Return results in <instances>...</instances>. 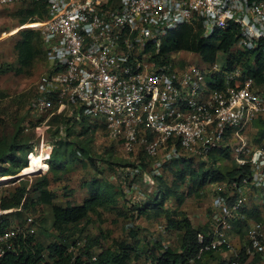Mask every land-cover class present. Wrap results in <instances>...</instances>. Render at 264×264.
Masks as SVG:
<instances>
[{"label": "built area", "instance_id": "obj_1", "mask_svg": "<svg viewBox=\"0 0 264 264\" xmlns=\"http://www.w3.org/2000/svg\"><path fill=\"white\" fill-rule=\"evenodd\" d=\"M39 1L0 0V6ZM194 21L207 38L236 27L231 52L264 54V0H48L40 35L50 69L38 81L33 109L62 112L80 105L123 152L143 151L158 165L179 155L207 159L214 148H229L232 160L250 173L228 180L229 197L237 194L231 205L220 194L213 198V226L198 234L200 254L229 248L230 264H240L243 255L264 264L262 222L237 246L227 235L249 193H264V146H250L246 136L254 121L264 120V84L241 64L220 63L222 52L212 63L195 52L160 54L168 35ZM216 81L220 87L209 83ZM13 211L0 210V218ZM37 221L26 214L24 224L0 234V259L19 253L14 239L34 235Z\"/></svg>", "mask_w": 264, "mask_h": 264}, {"label": "rangeland", "instance_id": "obj_2", "mask_svg": "<svg viewBox=\"0 0 264 264\" xmlns=\"http://www.w3.org/2000/svg\"><path fill=\"white\" fill-rule=\"evenodd\" d=\"M45 20L46 8L39 2L29 5L0 6V64H12L14 68L13 71L0 77V87L8 92L11 97H16L21 93L26 94L23 99L24 106L14 117L11 118L0 113V138H7L8 140L17 138L18 141L26 143L30 148L24 153L28 160L32 152L36 154L44 152L47 157L45 168L46 162L50 165L49 161L54 147H66V142H69L67 155L63 157L66 159L68 156L65 170L63 173L59 172L58 175H51L53 179L51 187L58 195L54 203L62 205L81 203L88 194L91 181L95 178L98 181L97 186L100 188L107 186L113 188L115 200L110 201L107 207L100 208L101 215L91 214L80 224L71 225L70 231L80 232L82 230L83 234L90 236V238L101 236V233L109 234L111 236V239L108 240L109 244L114 239H130L127 236V230L132 227L139 229L140 236H151L163 244L169 243L178 248L181 242V234L174 229H168L164 217L140 216L137 210L138 206L149 202L151 199H162L163 194L161 192L167 189L175 190L179 197L184 198V201L178 206L176 204L177 194H174L164 198L165 207L173 205L180 210V216L190 218L195 226L211 228L214 222L213 198L220 194L222 197L225 196L226 200L231 199L229 197L228 179L208 182L203 187H194L190 190L192 186L190 175L193 170L204 171L210 168L231 167L232 160L213 164L203 158L179 155L173 159L172 163L158 165L160 163L158 159L149 158L147 161L145 160V164H142V160H140L142 154L123 152L117 142L106 138L105 130L103 131L102 128L95 132V130L89 129L87 124L81 125L82 123L70 122L69 116L63 115L64 113L71 115L76 110L79 120L86 118L87 116L83 115L80 105H68L62 112H53V110L39 112L34 110L33 106H29L34 98L38 81L41 75L49 72L50 64L42 49V51L38 50L37 56L28 66H23L18 61L17 44L24 40L25 31L30 30L34 36L35 47L37 46V49L42 48L40 29ZM187 52L191 51H183L182 55L191 57L192 53ZM218 61L225 65L226 56L220 54ZM100 120L98 119V121ZM262 131H264V120L260 118L254 121L246 132L250 146H264ZM79 145L91 147L93 155L101 157L98 170H94L82 151L73 153V150H78ZM180 171L186 174L184 180L179 179ZM46 173H50L49 169L46 172L11 177L1 181L0 206L4 201L12 199V194L17 187L23 186V183L20 182L21 179L27 177L31 183V179ZM254 194L255 191L252 192L251 197ZM251 204L253 203H246L248 207L245 208V217L233 219V222L230 221V228L227 229L228 237L236 238L237 244L239 239L244 237L249 227L260 223L256 214H253L255 212L253 207L256 205ZM9 209L14 210L5 214L9 217L11 225L25 223L26 212L22 210L19 212L16 207H0V210ZM36 227L37 231L33 236L36 241L41 240L43 243L49 244L57 239L58 233L53 228L51 206L45 205L41 210V216L38 218ZM76 235L78 234L76 233ZM228 251H219L223 260L229 261L233 257L232 252ZM217 262L216 259H210L208 263L217 264ZM130 264L150 263L142 257L132 260ZM243 264H251V262L245 260Z\"/></svg>", "mask_w": 264, "mask_h": 264}, {"label": "trees", "instance_id": "obj_3", "mask_svg": "<svg viewBox=\"0 0 264 264\" xmlns=\"http://www.w3.org/2000/svg\"><path fill=\"white\" fill-rule=\"evenodd\" d=\"M47 1L40 0L39 3L46 8ZM203 31L202 25L196 21L183 24L167 36L160 54L191 51L197 53L204 62L212 63L217 59L219 52H222L226 56L228 68H231L234 63L241 64L245 74L256 77L258 83L264 84L263 53L256 51L231 52L237 37L236 27H230L208 38L203 36ZM17 49L18 61L23 66H28L34 60L38 50L42 51V48L39 47L37 49V46L35 47L34 36L30 30L25 31L24 40L17 44ZM13 70L12 64H0V77ZM216 82L209 83L220 87L221 84L218 81ZM38 94L39 88L37 85L34 98L29 106H33ZM25 97L26 94L22 93L16 97H11L8 92L0 87V113L11 118L14 117L24 106L23 99ZM63 115L69 116V119H67L70 122L82 123L81 125L87 124L86 126L91 130H95V132H98L101 128L104 131V124H99L95 120L89 119V117L79 120L76 110L71 115L67 113ZM262 133L264 135V131ZM65 145L66 147H54L51 160L49 161L50 173L31 179V183H29L27 177L21 179L20 182L23 183V186L17 187L12 194V199L4 201L0 206L2 208L16 207L17 209L21 207L22 211L26 212L27 215H35L37 219L41 216V210L45 205L51 206L53 228L58 233L57 239L45 244L41 240L36 241L33 237L34 235L26 237L18 235L14 240L20 249L19 253L5 254L0 259V264H130L132 260L141 259L142 257L150 264H209L210 259H216L218 261L217 264H230V260L226 261L221 258L219 253L221 250H208L200 254L201 244L198 241V234L206 231L207 228L197 227L190 218L180 216L181 212L175 206H164V198L177 194L175 190H162V199H151L149 202L138 206L137 210L140 216L164 217L167 221L166 227L174 229L181 234V242L178 248L169 243L163 244L151 236H140L139 229L132 227L127 230V236L133 240L132 242L130 239L125 238L123 240L114 239L109 244L108 240L111 239L109 234L104 235V233H101V236L90 238V236L83 234L82 230L80 232H71V225L80 224L91 214L101 215L100 208L107 207L110 201L115 200V191L110 186L100 188L97 186L98 181L95 178L91 181L90 187H88V194L81 203L66 205L54 203L58 195L51 187L53 182L51 175H58L59 172L63 173L67 166L68 156H66V159L63 157L67 155L69 142H66ZM28 148L26 143L18 141L17 138H10V140L0 138V176H14L21 172L29 164L26 155H24ZM77 148L78 150H73V153L76 154V152L82 151L94 170H98L101 157L94 156L92 149H90L91 147L87 148L79 145ZM139 153L142 154L140 157L141 163L145 164L150 157L143 151H139ZM60 158L62 159L60 160ZM229 159L232 160L230 149L221 146L214 148L205 160L217 164ZM232 163L231 167L226 166L223 169L193 170L190 175L192 182L190 190L194 187H203L208 182L213 181L225 179H238L240 181V179L250 173L248 165L239 166L234 160H232ZM47 170L48 163L46 162V169L43 172ZM178 175L179 179L182 180L186 177L185 172L180 171ZM253 191L249 193V197ZM176 197V204L179 206L183 203L184 198L179 197V194ZM236 197L237 194L231 197L229 200L230 205ZM245 208L246 206L242 211L246 212ZM253 210L255 211L253 214H256L258 221L264 223L259 209L253 207ZM17 211L21 212V210ZM11 224L9 217L6 215L1 216L0 234L9 228ZM260 258H253L250 261L251 264L256 263ZM244 262L245 256L243 255L240 257V264Z\"/></svg>", "mask_w": 264, "mask_h": 264}, {"label": "bare ground", "instance_id": "obj_4", "mask_svg": "<svg viewBox=\"0 0 264 264\" xmlns=\"http://www.w3.org/2000/svg\"><path fill=\"white\" fill-rule=\"evenodd\" d=\"M46 149V148H45ZM46 154L43 153H31L29 158V164L17 175H32L34 173L43 172V169L45 170V159ZM49 169V164H48ZM12 176H0V182L10 179Z\"/></svg>", "mask_w": 264, "mask_h": 264}, {"label": "crops", "instance_id": "obj_5", "mask_svg": "<svg viewBox=\"0 0 264 264\" xmlns=\"http://www.w3.org/2000/svg\"><path fill=\"white\" fill-rule=\"evenodd\" d=\"M33 4V3H31ZM19 5H25V4H19ZM29 5V4H28ZM40 38H41V35H40ZM40 41L42 42V39H40ZM42 49H43V46H42ZM43 52H44V49H43ZM246 203L247 204H250V203H253L255 204L258 209H259V212H260V215L263 217L264 219V193L263 191L261 190H256L255 191V194L251 197H247L246 199ZM251 204V205H253ZM173 206V205H172ZM246 207H248L247 205H245ZM250 207V206H249ZM243 209V208H242ZM242 217H237L236 219H242L245 217L246 213L245 211H242ZM235 221V220H234ZM264 224V223H263ZM228 240L231 242L232 245L234 246H237V240L236 238L235 239H232L231 236L228 237ZM241 238L239 239L238 243L240 242ZM229 250V248H227ZM231 251V250H230ZM228 251V252H230ZM232 252V251H231ZM230 252V253H231Z\"/></svg>", "mask_w": 264, "mask_h": 264}, {"label": "water", "instance_id": "obj_6", "mask_svg": "<svg viewBox=\"0 0 264 264\" xmlns=\"http://www.w3.org/2000/svg\"><path fill=\"white\" fill-rule=\"evenodd\" d=\"M18 176H22V175H14V176H12V178H14V177H18Z\"/></svg>", "mask_w": 264, "mask_h": 264}, {"label": "clouds", "instance_id": "obj_7", "mask_svg": "<svg viewBox=\"0 0 264 264\" xmlns=\"http://www.w3.org/2000/svg\"><path fill=\"white\" fill-rule=\"evenodd\" d=\"M29 161V160H28Z\"/></svg>", "mask_w": 264, "mask_h": 264}]
</instances>
